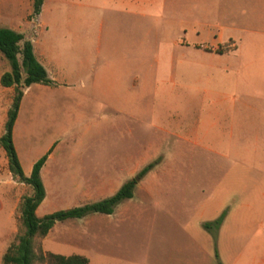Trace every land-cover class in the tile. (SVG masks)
<instances>
[{
  "label": "rangeland",
  "instance_id": "1",
  "mask_svg": "<svg viewBox=\"0 0 264 264\" xmlns=\"http://www.w3.org/2000/svg\"><path fill=\"white\" fill-rule=\"evenodd\" d=\"M33 2L0 0V28L23 33L57 78L25 90L15 127L26 174L49 155L38 216L106 199L154 164L113 214L57 223L42 250L264 264V68L222 67L229 27L247 28L227 22V0H45L38 16ZM14 93L0 84V136ZM32 193L0 148V264Z\"/></svg>",
  "mask_w": 264,
  "mask_h": 264
},
{
  "label": "trees",
  "instance_id": "2",
  "mask_svg": "<svg viewBox=\"0 0 264 264\" xmlns=\"http://www.w3.org/2000/svg\"><path fill=\"white\" fill-rule=\"evenodd\" d=\"M45 0H34L33 14L42 12ZM0 52L10 64V70L5 71L0 78L4 88H15L13 101L8 111L4 133L0 136V148L4 149L9 170L20 182L33 189L31 195H25L20 202V232L15 241L8 247L2 257L3 264H90L83 255L65 256L44 252L39 239L46 238L59 222L83 219L92 213L111 215L115 208L124 200L134 197V190L139 181L154 167L150 164L144 168L137 178L127 181L114 195L95 203H87L79 207L59 210L43 217L37 211L46 198V188L42 180V169L49 155L41 157L33 166L30 176L24 172L15 143L14 128L19 116L25 90L35 84L53 85L46 68L38 61L32 41L26 36L10 28H0ZM225 211L214 225L220 227L226 217Z\"/></svg>",
  "mask_w": 264,
  "mask_h": 264
},
{
  "label": "crops",
  "instance_id": "3",
  "mask_svg": "<svg viewBox=\"0 0 264 264\" xmlns=\"http://www.w3.org/2000/svg\"><path fill=\"white\" fill-rule=\"evenodd\" d=\"M227 2H228L227 22H244V25L247 28H239L237 27L238 25L237 23L234 24L236 26H233V28L229 27V35L227 39H228L229 44H231L232 49H230L225 54H219V55H228L229 57L226 64L223 65L222 67H224V69L235 70L237 72L240 71L241 67L243 68L248 67V69L250 70L256 69V68H264V0H227ZM244 33L249 34L248 39L247 37L246 39H244L243 37ZM218 38L217 40L219 41L224 39L223 35H218ZM257 42L258 44H255ZM34 51H35V55L38 61L46 68L50 78L53 81H55V79L57 78L51 77L50 72L48 71L47 67L38 58L35 47H34ZM0 78H1V75H0ZM4 89H9V88H4ZM25 96H26V92H25ZM25 96L21 103L19 116L21 113V109H22ZM8 111H7V115H8ZM7 115H6V120H7ZM14 135H15V128H14ZM15 142L16 141L14 138V143ZM15 146H16V143H15ZM16 149L18 152L17 146H16ZM18 155L22 163V157L19 152H18ZM37 161L38 160H36L35 162H32V168L29 174H26L24 170L27 176H30L33 166Z\"/></svg>",
  "mask_w": 264,
  "mask_h": 264
}]
</instances>
